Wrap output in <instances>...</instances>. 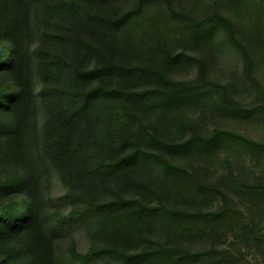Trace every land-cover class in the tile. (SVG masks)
<instances>
[{"label": "trees", "instance_id": "16d2710c", "mask_svg": "<svg viewBox=\"0 0 264 264\" xmlns=\"http://www.w3.org/2000/svg\"><path fill=\"white\" fill-rule=\"evenodd\" d=\"M131 2L0 0V264H245L218 244L228 235L264 252L255 218L264 182L240 178L228 161L246 212L220 183L177 162L264 155L263 142L206 132L185 113L206 105L264 117L256 47L217 6L198 18L172 0ZM256 5L264 17V0ZM219 31L243 57L256 103L210 78L202 57L176 50ZM132 53L148 59L134 63ZM187 65L196 78L170 75ZM56 179L66 188L58 205L50 196Z\"/></svg>", "mask_w": 264, "mask_h": 264}, {"label": "rangeland", "instance_id": "374dc122", "mask_svg": "<svg viewBox=\"0 0 264 264\" xmlns=\"http://www.w3.org/2000/svg\"><path fill=\"white\" fill-rule=\"evenodd\" d=\"M176 9H187L195 17H204L217 6L222 13L230 17L236 24L237 36L246 44L256 47L254 73L264 88V17L260 14L256 0H243L231 6L226 0H172ZM125 5L130 6L131 0H124ZM165 7V4L164 6ZM177 51L184 50L186 53L202 57L207 64L209 77L222 84L236 85L235 91L238 99L245 105L256 103L258 100L244 76V59L227 41L224 31H219L212 40L197 42L195 44L184 43L176 47ZM148 58L138 53L131 54L134 63L147 61ZM170 75L177 80H189L197 77V68L187 65L171 70ZM39 87V82L34 83ZM189 119H201L204 131L211 132L216 128L230 129L248 138L264 143V117L240 118L228 114L213 113L206 105L194 106L186 109ZM228 161H231L235 173L242 179L250 182H264V155H252L246 151L223 152L216 156L197 159L193 157H181L177 159L180 164L188 165L198 169L199 173L210 181L220 183L221 187L238 204L248 212L247 204L240 189L230 184L227 180ZM66 188L59 179L51 186L50 196L55 204H59L60 197ZM242 192V193H241ZM220 197L208 202L209 209H216L221 205ZM262 205V206H261ZM258 206L256 220L264 229V204ZM223 248H230L240 255L245 264H264V252L258 248L246 246L244 243L236 242L232 235L217 240ZM199 243V246H201ZM81 250L87 247L85 236L79 238Z\"/></svg>", "mask_w": 264, "mask_h": 264}]
</instances>
